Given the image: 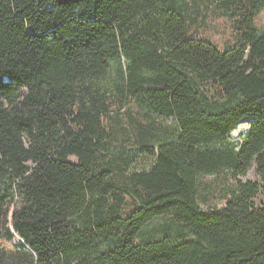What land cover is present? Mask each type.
Instances as JSON below:
<instances>
[{"label":"trees","instance_id":"1","mask_svg":"<svg viewBox=\"0 0 264 264\" xmlns=\"http://www.w3.org/2000/svg\"><path fill=\"white\" fill-rule=\"evenodd\" d=\"M214 1L224 50L206 0H0V264H264V0Z\"/></svg>","mask_w":264,"mask_h":264},{"label":"rangeland","instance_id":"2","mask_svg":"<svg viewBox=\"0 0 264 264\" xmlns=\"http://www.w3.org/2000/svg\"><path fill=\"white\" fill-rule=\"evenodd\" d=\"M205 4H207V7L204 9V12L206 13L205 17L202 18L199 23L191 24L189 26V34L197 37H205L221 50L226 49V47L233 46L236 43L238 36V30L235 26L234 18H231L221 10H217L215 8L214 0H206ZM255 25L259 31L264 30V9L258 13L255 19ZM247 121L248 120L243 121L237 128L241 129V132L238 135L234 132L232 133L231 141H236L240 138L244 130H246ZM149 162V159L140 156L136 158L131 169L140 171L145 169ZM241 180L258 181L261 185V190L255 200L257 203L264 200V181L260 179L255 172V169H252L248 175L242 176ZM200 182L203 185V195H206L207 197L206 200L200 199L203 208L222 207L225 205L224 199L227 197L226 193L229 192L227 190L230 189V181L228 179H225L224 176H220L218 178L202 176L200 177ZM166 220L167 216H157L149 221L145 228H152L162 222H165Z\"/></svg>","mask_w":264,"mask_h":264},{"label":"bare ground","instance_id":"3","mask_svg":"<svg viewBox=\"0 0 264 264\" xmlns=\"http://www.w3.org/2000/svg\"><path fill=\"white\" fill-rule=\"evenodd\" d=\"M240 132H241V129H237V130L234 131V133H235L236 135H238Z\"/></svg>","mask_w":264,"mask_h":264}]
</instances>
